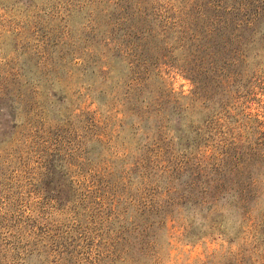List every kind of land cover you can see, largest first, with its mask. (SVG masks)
I'll use <instances>...</instances> for the list:
<instances>
[{"label":"rangeland","instance_id":"obj_1","mask_svg":"<svg viewBox=\"0 0 264 264\" xmlns=\"http://www.w3.org/2000/svg\"><path fill=\"white\" fill-rule=\"evenodd\" d=\"M262 8L0 0V264H264Z\"/></svg>","mask_w":264,"mask_h":264},{"label":"trees","instance_id":"obj_2","mask_svg":"<svg viewBox=\"0 0 264 264\" xmlns=\"http://www.w3.org/2000/svg\"><path fill=\"white\" fill-rule=\"evenodd\" d=\"M264 8H262L263 10ZM251 32L250 38L240 39L244 44L251 42L258 48L260 52L264 51V12H256L254 17L244 20L241 25V32ZM240 38V37H239ZM229 150L233 151V148ZM228 150V151H229ZM226 156H229V153Z\"/></svg>","mask_w":264,"mask_h":264}]
</instances>
